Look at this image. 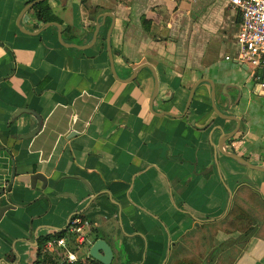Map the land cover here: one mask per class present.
<instances>
[{"label": "crops", "instance_id": "crops-1", "mask_svg": "<svg viewBox=\"0 0 264 264\" xmlns=\"http://www.w3.org/2000/svg\"><path fill=\"white\" fill-rule=\"evenodd\" d=\"M33 1L0 0V189L12 187L16 206L0 221V264L41 261L76 215L89 222L79 260L97 237L112 247V264H167L185 234L226 218L240 187L264 199V172L215 156L218 128L239 127L229 151L264 167V71L257 80L227 59L242 21L230 0H49L64 41L79 48L63 46L32 9L21 18ZM202 79L212 85L196 89L185 114ZM228 85L242 94L232 108L240 91ZM21 109L43 120L31 139L21 137L38 120L16 116ZM38 173L47 186L32 188ZM258 230L220 232L203 264L243 243L234 264H264ZM47 254L62 264L68 253Z\"/></svg>", "mask_w": 264, "mask_h": 264}, {"label": "trees", "instance_id": "trees-1", "mask_svg": "<svg viewBox=\"0 0 264 264\" xmlns=\"http://www.w3.org/2000/svg\"><path fill=\"white\" fill-rule=\"evenodd\" d=\"M32 11L42 23L59 22L53 14L49 0H45L32 8ZM259 76V75H258ZM254 225H258V239L264 240V199L249 186L238 189L233 199L230 212L219 222L202 225L199 229L185 234L173 248L167 264H203L206 257L214 249V240L222 232L225 234H245ZM61 236V235H60ZM96 241L98 240L97 237ZM246 244H240L223 253L217 264H234L245 249ZM41 261L34 264H58L48 254L40 251ZM64 264H101L89 258L87 261L77 260Z\"/></svg>", "mask_w": 264, "mask_h": 264}, {"label": "built area", "instance_id": "built-area-1", "mask_svg": "<svg viewBox=\"0 0 264 264\" xmlns=\"http://www.w3.org/2000/svg\"><path fill=\"white\" fill-rule=\"evenodd\" d=\"M169 4L178 5L182 2L195 3L197 0H166ZM233 9L241 15V24L234 41L235 54L228 60H236L248 66L257 80V72L264 71V0H230ZM264 88V84L262 85ZM89 222L80 215L72 218L67 236L46 242L45 253H54L57 247L68 254L62 264L78 260L74 251L80 250L88 241Z\"/></svg>", "mask_w": 264, "mask_h": 264}, {"label": "water", "instance_id": "water-1", "mask_svg": "<svg viewBox=\"0 0 264 264\" xmlns=\"http://www.w3.org/2000/svg\"><path fill=\"white\" fill-rule=\"evenodd\" d=\"M44 1L45 0H35V1H33L23 11V13L21 15V18L23 17V15L28 10L32 9L37 4H39L41 2H44ZM18 24H19V28L22 29V27H21V19L19 20V23ZM46 25L49 26V27L50 26H55V27L58 28V30H59L58 39H59L60 43L63 46L68 47V48H79V46H76V45H73V44H67L64 41L63 34H62V28H61V25L60 24H58V23H51V24H46ZM41 32L36 33V34L39 35ZM98 33H99V29L96 30L95 37H94V40L95 41H96V39L98 37ZM30 34H32V33H30ZM110 36H111V33H110L109 38H108V41H107V48H108V53H109V56H110L112 71L114 72V75L117 76V74H116V72L114 70V67H113L114 60H113V54H112ZM144 68L152 69L151 66H149V65H145L143 67H140L139 69H137L135 71V73H134L135 75H133L132 79H130V82H133L135 80V78H136V74L140 70H142ZM156 79L157 78L155 77V80ZM205 82L206 83H210L212 85V83L209 82L208 80L202 79V80L198 81L194 85V87L192 88V90L190 92V95H189V100H188V103H187V106H186L185 114L190 109V106H191L192 101L194 99V95H195L196 89L202 83H205ZM227 87H234V88H237L238 91H240L239 90V87H237L236 85H228ZM157 93H158V86L156 85L155 93H154V97L152 99V102L156 98ZM241 96H242V94H241V91H240L239 92V95H238V98H237V100L234 103H233V101L231 99H229V108H232V107L237 106L238 101L240 100ZM151 107H152V105H151ZM213 109L215 110V112L220 117L226 119L227 121H236L239 124L238 120L235 117L223 114L218 109V107L216 106V104L214 102H213ZM20 113H29V114H32L38 120V127H37V129H35L34 131H32L31 133H29L27 135H24L21 138L27 140V139H31V138L35 137L40 132V130L42 129V126H43V120H42V118L36 112H34L32 110H29V109H21V110L17 111L16 116H18ZM218 130L221 131V133H222V139L218 143L217 150L215 151V156H216V159L217 160H218V154L220 153V154H222V155H224V156H226V157H228V158H230V159H232V160H234V161H236V162H238V163H240V164L248 167L249 169L256 170V171H260V172H264V167H260V166H257V165H253L252 163L248 162L245 158L240 157L236 153H232V152L229 151L228 142L235 137V135L237 134V132L239 130V127H237V130L235 129V130H233L230 133H226L224 131V129L221 128V127L218 128ZM73 134H75V133H73ZM30 180H31V186H32V188H35L36 182H38V181L43 182L45 187L47 186V179L42 174H40V173H38L36 175H33ZM11 191H12V187L11 186H9L8 188L0 189V221L3 219L4 215L8 211L16 209V206L11 203V197H10ZM5 202H7L8 204L4 205ZM70 222H71V219H70V221L68 223V226L70 225ZM90 258L93 259V260H95V261H98L101 264H112L113 259H114V252L112 250V247L105 240L99 239L96 242H94L92 244V246L90 247Z\"/></svg>", "mask_w": 264, "mask_h": 264}, {"label": "rangeland", "instance_id": "rangeland-1", "mask_svg": "<svg viewBox=\"0 0 264 264\" xmlns=\"http://www.w3.org/2000/svg\"><path fill=\"white\" fill-rule=\"evenodd\" d=\"M166 3H168V2L166 1Z\"/></svg>", "mask_w": 264, "mask_h": 264}]
</instances>
